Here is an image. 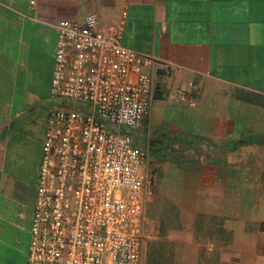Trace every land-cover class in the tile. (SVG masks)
I'll return each instance as SVG.
<instances>
[{
    "label": "crops",
    "instance_id": "1",
    "mask_svg": "<svg viewBox=\"0 0 264 264\" xmlns=\"http://www.w3.org/2000/svg\"><path fill=\"white\" fill-rule=\"evenodd\" d=\"M122 10L123 46L153 59L152 103L139 143L151 142V109L158 108L162 131L182 135L164 139L168 147L197 153L189 163L171 160L179 171L167 200L182 216L227 218L238 200L241 220L223 227L233 239L218 264H264L262 168L244 158L245 147L226 148L249 134L239 95L264 98V0H0V264L27 261L46 116L54 106L53 25L96 14L107 26ZM241 170L250 174L240 177Z\"/></svg>",
    "mask_w": 264,
    "mask_h": 264
},
{
    "label": "built area",
    "instance_id": "2",
    "mask_svg": "<svg viewBox=\"0 0 264 264\" xmlns=\"http://www.w3.org/2000/svg\"><path fill=\"white\" fill-rule=\"evenodd\" d=\"M116 22L58 21L26 264H142L150 196V56ZM212 250L211 247L208 248Z\"/></svg>",
    "mask_w": 264,
    "mask_h": 264
},
{
    "label": "rangeland",
    "instance_id": "3",
    "mask_svg": "<svg viewBox=\"0 0 264 264\" xmlns=\"http://www.w3.org/2000/svg\"><path fill=\"white\" fill-rule=\"evenodd\" d=\"M43 96H45V92L42 98ZM42 98L37 104L38 107L41 105V110L47 105V101ZM49 98H51L50 95ZM239 98L243 101L240 107L246 118L245 123L249 134L260 139L258 146L256 144L242 146L246 151L243 155L244 158L256 162V165L262 168L258 177L261 175L264 177V100L252 99L243 93L239 95ZM250 98L251 101L254 100L253 103H246V100ZM53 104L55 105L56 101ZM151 121L149 129L151 142L144 144L149 154L150 170L152 171L150 177L153 179V172L156 169L158 174L155 186L150 188V196L145 209L146 237L143 244L142 264H218L224 246L230 239H233L232 232H228L227 228L223 227H236L241 220L239 215L235 214L239 201L232 200L233 212L228 218L211 214L180 215L181 211L174 202L167 200V193L170 194L177 185L179 171L171 166V160L189 163L196 159L197 153L192 149L180 152L168 147L167 140L164 142V139L168 138L171 140L169 143H172L180 141L182 135L166 128L162 131V110L151 109ZM245 172L241 170L238 175L245 177L246 174H250V172H246V174ZM253 174L254 172H252ZM152 182L153 180L150 185ZM236 188L238 191L240 188L238 184ZM155 241H160L161 246L158 248L154 246L155 249L150 250L153 248L152 242ZM209 247L212 248L211 251L208 250ZM231 248L234 249V247Z\"/></svg>",
    "mask_w": 264,
    "mask_h": 264
},
{
    "label": "trees",
    "instance_id": "4",
    "mask_svg": "<svg viewBox=\"0 0 264 264\" xmlns=\"http://www.w3.org/2000/svg\"><path fill=\"white\" fill-rule=\"evenodd\" d=\"M246 95H248V97H251L252 99H259V100H264L263 97H260L258 95H254V94H250V93H247ZM251 98L249 100H246V103H253V101H251ZM260 139L259 138H255L253 136H251L250 134H240L238 135L237 139L236 140H233L229 146H227L226 148H229L230 151H234L236 150L237 148L239 147H242L244 145H251V144H260L259 143ZM261 179L264 180V177L263 175H261ZM151 246L153 247L152 249L150 250H154L155 247L154 246H157L156 248H158V246H161V242L160 241H155V242H152Z\"/></svg>",
    "mask_w": 264,
    "mask_h": 264
},
{
    "label": "flooded vegetation",
    "instance_id": "5",
    "mask_svg": "<svg viewBox=\"0 0 264 264\" xmlns=\"http://www.w3.org/2000/svg\"><path fill=\"white\" fill-rule=\"evenodd\" d=\"M150 168H151V166H150L149 154H148V171H149V175H150V173L152 172V171L150 170Z\"/></svg>",
    "mask_w": 264,
    "mask_h": 264
},
{
    "label": "water",
    "instance_id": "6",
    "mask_svg": "<svg viewBox=\"0 0 264 264\" xmlns=\"http://www.w3.org/2000/svg\"><path fill=\"white\" fill-rule=\"evenodd\" d=\"M152 181V178L149 177V188H151L150 182Z\"/></svg>",
    "mask_w": 264,
    "mask_h": 264
}]
</instances>
